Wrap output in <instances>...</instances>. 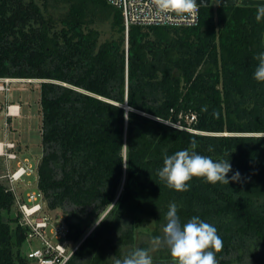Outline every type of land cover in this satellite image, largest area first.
Here are the masks:
<instances>
[{"label":"trees","instance_id":"trees-1","mask_svg":"<svg viewBox=\"0 0 264 264\" xmlns=\"http://www.w3.org/2000/svg\"><path fill=\"white\" fill-rule=\"evenodd\" d=\"M62 1L64 12L55 14L45 0H0V78L39 80L37 188L47 210L74 207L62 211L73 240L94 224L66 264L123 259L139 214L164 227L173 202L182 224L199 216L217 228L218 264L242 255L244 264H264L258 5L200 6L195 25L132 24L125 33L120 10L106 0ZM97 13L115 33L101 43L87 19ZM192 140L198 154L228 160V176L238 172L239 180L193 177L188 191L167 187L158 175L164 154L191 151ZM5 187L0 181V211L9 212L16 205ZM26 234L17 214L0 213V264L30 263ZM170 257L164 246L154 256Z\"/></svg>","mask_w":264,"mask_h":264},{"label":"built area","instance_id":"built-area-1","mask_svg":"<svg viewBox=\"0 0 264 264\" xmlns=\"http://www.w3.org/2000/svg\"><path fill=\"white\" fill-rule=\"evenodd\" d=\"M121 12L125 33L129 25H195L199 20V8L189 11L183 7L182 0H106ZM219 0H209V5H217ZM239 4L240 0H235ZM4 79V78H3ZM8 79V78H6ZM17 105V104H16ZM12 104L7 105V115ZM13 142L0 140V159L7 167L6 190L14 196V204L19 214L18 222L25 227V256L32 264H65L71 257L78 243H73L68 237L69 228L62 216H55L47 210L43 193L37 189L18 192L15 184L32 171L28 162L20 161L14 149ZM16 159V167L9 163ZM2 175H0L1 177ZM82 238V237H81ZM37 242V245H33Z\"/></svg>","mask_w":264,"mask_h":264},{"label":"clouds","instance_id":"clouds-1","mask_svg":"<svg viewBox=\"0 0 264 264\" xmlns=\"http://www.w3.org/2000/svg\"><path fill=\"white\" fill-rule=\"evenodd\" d=\"M182 4L189 11L197 10L196 0H182ZM255 18L258 22L264 19V3L258 5ZM255 59L259 63L253 77L259 82H264V52L259 53ZM190 147L191 151L184 149L172 155L164 154L163 166L158 170V175L165 181L167 187L181 192L188 191L189 181L193 177H203L211 184L217 182L229 184L230 180H239L238 172L233 173L231 177L228 176L232 167L228 160H213L210 156L198 154L195 151L197 147L195 140L190 142ZM208 150L211 152L213 149L209 147ZM124 162L127 168L128 165L126 161ZM177 213L178 206L174 202L170 203L163 236L153 237L150 248H136L123 259H116L114 264H153L151 253L161 245H166L170 249L175 264H218L216 253L222 251L223 241L218 235L217 228L199 216H193L182 224Z\"/></svg>","mask_w":264,"mask_h":264},{"label":"rangeland","instance_id":"rangeland-1","mask_svg":"<svg viewBox=\"0 0 264 264\" xmlns=\"http://www.w3.org/2000/svg\"><path fill=\"white\" fill-rule=\"evenodd\" d=\"M42 2L43 0H38ZM48 9L55 14L63 13L64 6L66 5L62 0H45ZM88 26L94 28L98 32V42L101 43L104 40L111 38L115 33L109 25V21L103 18L101 13H97L92 19L87 16ZM0 79V140L13 142L14 150L18 152V159L20 161L28 162L32 166V171L28 175H23V179L15 184L16 190L21 193L25 191L34 190L37 188V164L43 153L41 144V112L39 105V80L32 78H10L7 77ZM15 103L19 105L20 114L14 117L5 114L7 111V104ZM16 114V113H14ZM189 120L191 118H188ZM2 162H0V169L2 171ZM11 168L16 167V159L9 163ZM5 169H3L4 171ZM4 185L6 182L4 179ZM74 208L71 205H66L62 209L54 210L53 215L62 216V211L70 210ZM3 217H15L17 214L16 208L13 206L9 212L5 210L0 211ZM140 223L135 229L133 250L141 248L142 245H146V248L151 247L152 238L156 236L154 230L158 231V236H163V227H156L154 224V218L150 215L139 214ZM93 226L83 231L86 234L93 229ZM90 233V232H89ZM88 233V234H89ZM83 237V236H82ZM37 242H33V245H37ZM140 245V246H139ZM161 245L157 250L151 253L153 258V264H175L174 258L171 256L166 260L157 262L154 256L157 255L162 247ZM22 251L29 248L28 243L21 245ZM168 248V247H167ZM247 256L237 258L233 264H244L247 261ZM30 262V261H29ZM32 264V263H29Z\"/></svg>","mask_w":264,"mask_h":264},{"label":"water","instance_id":"water-1","mask_svg":"<svg viewBox=\"0 0 264 264\" xmlns=\"http://www.w3.org/2000/svg\"><path fill=\"white\" fill-rule=\"evenodd\" d=\"M235 0H219L218 4L222 5H233L235 4ZM261 3H264V0H240L239 4L241 5H259ZM196 4H199L201 6L209 5V0H196ZM262 44L264 45V31L262 33L261 37ZM123 107L128 110L130 107L125 103Z\"/></svg>","mask_w":264,"mask_h":264},{"label":"flooded vegetation","instance_id":"flooded-vegetation-1","mask_svg":"<svg viewBox=\"0 0 264 264\" xmlns=\"http://www.w3.org/2000/svg\"><path fill=\"white\" fill-rule=\"evenodd\" d=\"M9 104H12V103H9ZM8 105V104H7ZM13 116V115H12ZM13 151H15L14 149H12ZM15 153L17 154V151H15ZM18 156V155H17ZM15 160V159H14ZM12 161V160H11ZM0 162H2V164H1V166H2V171H1V169H0V175H2L1 177H0V181H2L3 183H4V181H3V179L6 181V177L3 175V174H5L6 173V170H7V167L5 166V164H4V162L2 161V159H0ZM1 168V167H0ZM3 169H5L4 171H3ZM16 211H17V209H16ZM53 214V213H52ZM17 215H18V218H19V214H18V212H17ZM56 216V215H55ZM62 217H63V215H62ZM64 218V217H63ZM67 224V223H66ZM69 228V227H68ZM87 230V229H86ZM85 230V231H86ZM89 232H90V230H89ZM89 232H87L86 234H83V235H81V237L79 238V239H77V240H73L72 238H70V240H72V242L73 243H78L77 244V246H76V248L74 249V251H73V253L75 252V250L77 249V247L79 246V244L83 241V239L88 235V233ZM27 237V236H26ZM27 243V242H26ZM73 253H72V255H73ZM71 255V256H72ZM70 259V258H69ZM28 261H30L29 259H28ZM30 263H32L31 261H30ZM67 263V262H66ZM65 263V264H66Z\"/></svg>","mask_w":264,"mask_h":264},{"label":"crops","instance_id":"crops-1","mask_svg":"<svg viewBox=\"0 0 264 264\" xmlns=\"http://www.w3.org/2000/svg\"><path fill=\"white\" fill-rule=\"evenodd\" d=\"M0 79H2V78H0ZM12 105H15V103H12ZM19 107H20V106L18 105V107L16 108L17 110H16V112H15L16 114H15V115H13V116H12V115H10L11 117H14V116H16V115H19V114H20V113H19V112H20V110H19ZM5 114H6V111H5ZM17 155H19V154H18V152H17Z\"/></svg>","mask_w":264,"mask_h":264},{"label":"bare ground","instance_id":"bare-ground-1","mask_svg":"<svg viewBox=\"0 0 264 264\" xmlns=\"http://www.w3.org/2000/svg\"><path fill=\"white\" fill-rule=\"evenodd\" d=\"M18 106L15 104V105H12L11 106V108H10V110H11V112H13V113H15L16 112V108H17Z\"/></svg>","mask_w":264,"mask_h":264}]
</instances>
